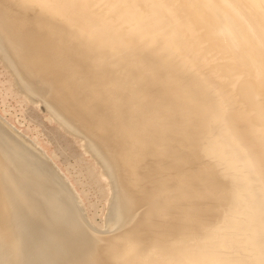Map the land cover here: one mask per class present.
Returning a JSON list of instances; mask_svg holds the SVG:
<instances>
[{"label":"bare ground","instance_id":"1","mask_svg":"<svg viewBox=\"0 0 264 264\" xmlns=\"http://www.w3.org/2000/svg\"><path fill=\"white\" fill-rule=\"evenodd\" d=\"M0 62L106 185L0 115V264H264V0H0Z\"/></svg>","mask_w":264,"mask_h":264},{"label":"rangeland","instance_id":"2","mask_svg":"<svg viewBox=\"0 0 264 264\" xmlns=\"http://www.w3.org/2000/svg\"><path fill=\"white\" fill-rule=\"evenodd\" d=\"M13 86L0 62V115L15 127V131L30 141L35 140L37 146L51 157L72 183L88 213L94 214L100 224L106 185L98 177L89 155L82 151L78 139L61 131L36 104L28 102Z\"/></svg>","mask_w":264,"mask_h":264}]
</instances>
